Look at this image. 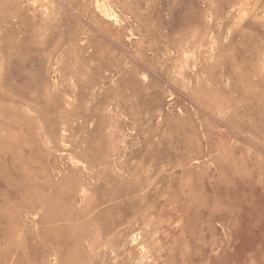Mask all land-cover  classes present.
I'll return each instance as SVG.
<instances>
[{
    "label": "rangeland",
    "instance_id": "1",
    "mask_svg": "<svg viewBox=\"0 0 264 264\" xmlns=\"http://www.w3.org/2000/svg\"><path fill=\"white\" fill-rule=\"evenodd\" d=\"M0 264H264V0H0Z\"/></svg>",
    "mask_w": 264,
    "mask_h": 264
},
{
    "label": "bare ground",
    "instance_id": "2",
    "mask_svg": "<svg viewBox=\"0 0 264 264\" xmlns=\"http://www.w3.org/2000/svg\"><path fill=\"white\" fill-rule=\"evenodd\" d=\"M139 2V1H138ZM136 9V8H135ZM113 11V10H112ZM112 11L111 10H109V8L104 4V5H102V13H103V15L106 17V19L108 18V19H115V16H114V14L112 13ZM116 19H118L117 17H116ZM114 21V20H113ZM117 23V22H116Z\"/></svg>",
    "mask_w": 264,
    "mask_h": 264
}]
</instances>
